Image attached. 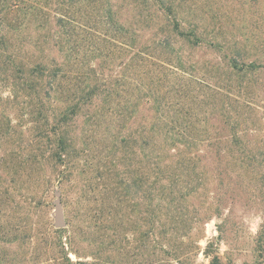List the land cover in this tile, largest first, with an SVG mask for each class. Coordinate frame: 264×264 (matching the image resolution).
<instances>
[{"label":"rangeland","instance_id":"obj_1","mask_svg":"<svg viewBox=\"0 0 264 264\" xmlns=\"http://www.w3.org/2000/svg\"><path fill=\"white\" fill-rule=\"evenodd\" d=\"M99 2L72 12L86 25L76 39L85 59L76 68L43 41L49 33L62 36L57 28L26 22L9 33L16 67L68 62L67 74L54 83L53 109L72 98L69 84L77 91L71 77L85 86L88 66L97 69L92 82L118 81L110 107L97 98L60 131L67 140L62 163L53 158L54 140L39 135L31 107L23 98L6 100L13 87L3 80L8 62L0 51V264H209L208 244L219 264H264V244L257 243L264 238V0H176L183 28L196 30L202 41L173 38L166 50L156 46L165 24L160 0ZM103 3L124 29L119 35ZM129 32L157 65L146 81L156 101L137 103L140 71L125 66ZM231 59L256 69L231 73ZM178 62L183 71L173 66ZM126 104L132 106L120 111ZM153 126H184L194 143L189 150L168 148V155L187 151L183 164L162 160L172 172L162 184L169 182L172 194L166 191L156 211L145 199V155L151 150L157 157L166 147L164 133L147 131ZM125 138L129 145L121 143ZM133 181L142 186L134 188ZM58 196L61 228L55 223Z\"/></svg>","mask_w":264,"mask_h":264},{"label":"trees","instance_id":"obj_2","mask_svg":"<svg viewBox=\"0 0 264 264\" xmlns=\"http://www.w3.org/2000/svg\"><path fill=\"white\" fill-rule=\"evenodd\" d=\"M9 1L10 0L0 1V51L6 56V60L9 64V66H7L8 64L6 65L1 74L3 75V80L12 83L13 87L11 97H7L6 100L17 102L19 98H23L22 104H26L28 108L31 107L32 114L35 117L36 127L39 129V135H47L45 137L50 140H54L53 142H55L56 148L52 152L53 158L62 163L65 155H67V140L60 131L70 123L73 116H75L84 106H89V104L95 103L98 99H100V102H102L106 107H110V103H113L112 96L114 94V90L111 93V89L112 86L115 85L114 82L118 83V81L108 79L109 83L107 81L101 83L98 81L92 82V80H96L95 77L97 69L92 66H88L86 72L88 80L82 81L85 86H80V82L77 86H75L74 83L77 78L71 77L70 83L72 88L77 89V91L72 90L69 84L67 88L68 92L72 91V98L68 100L65 107H62L61 109H53L52 92L54 83L60 75L67 74V71L64 70V68L68 62H58L56 59H47L46 61L36 63L34 66H31V68L26 70L16 67L17 55L13 50H9V33H11L12 30L17 31L18 27H22V25L26 22H33L40 30L46 29L47 25L50 27L49 30L57 28L58 32H60V35L62 36L55 37L53 36L54 34L49 33L48 38L44 36L45 40L43 41L57 48L59 52L65 53V57H68V61H72V65L76 68L80 66V64L82 65V62L79 60L85 59L84 54L80 56V48L76 39L80 29L86 27V25L83 18L77 17L76 14H73L72 12H76L78 9L76 8L77 5L86 4L93 6L99 4L100 2L99 0H15V3H13V1L12 4ZM143 1L145 3H149L153 0ZM175 1L176 0H169L166 4L163 0H160L159 2L161 10L158 9L157 12L160 13V17L162 18L161 20L165 22L161 32L163 37L157 41L158 43L156 45L161 48V50H166V47L169 48L173 38L191 45H195L196 43L199 44L202 41L201 35L198 34L196 30H185L183 28V22L178 20L177 15L175 14ZM103 5L106 13L105 19L108 20L109 27L112 28L114 33L119 35L120 30L124 31L123 27L117 26L112 10L106 6V3H103ZM10 15L13 17L9 18ZM1 30L5 31L2 32ZM115 39L117 40V38ZM126 39L128 44H125V47L129 53V59L125 66L130 67L135 73H137L136 71H140V74L137 73L138 80H140V83H138L140 86L137 87L139 94L137 96V103H140V100L142 101V99L143 101H149L150 99L156 101V90L150 88L146 83L155 71H158L154 67V65L157 66L154 62L153 64H150V61H152L151 58L153 59V57L149 55V48L146 49V52L143 48H137L136 39L131 32L128 33V38ZM146 63L151 68L148 67ZM145 64L146 66H143ZM168 65L172 67L173 64ZM175 65L173 66L176 70L183 71L181 70L183 67L179 64V62ZM227 65L230 72L234 74L247 72L251 73L256 69L254 64L245 66L239 65L235 59H231ZM77 73L79 72H76V74ZM143 75L145 83L142 82ZM86 76L84 75L85 79ZM76 77L78 76L76 75ZM134 80L138 81L136 79ZM148 82L150 83L149 80ZM120 86H123V84H120ZM117 95L121 96L119 94ZM26 106H22L21 108H25ZM131 106L132 105L130 104H126L123 107L120 106L119 109L123 112L125 109L128 110ZM147 131H154L156 134L161 132L165 135L163 147L166 148L163 150L164 152H160L157 157L153 158L151 150L146 152L145 155V159L149 163V166L147 167L148 171H146V177H148V180L146 179L147 184L145 199L148 203L147 205L153 207V211H156V208L161 207L160 205L163 203V200L167 199L166 191L170 192V195L172 194L170 191V183L168 182L167 185L162 184L164 180H169L171 178L170 174L172 173L170 166H160V164H162V160L165 158L174 160L175 162L177 160L183 164L184 153H186L187 150L192 149L194 143L189 140V133L187 132V128L184 126L170 127L168 129H159L157 126H153ZM129 141L131 142L130 138H125L121 141V143L126 146L130 144ZM156 145L157 142H155L153 148H155ZM180 145L187 150L184 149V152L183 150H178L175 155H168V148L178 149ZM153 148H151L152 152ZM150 176H152V178ZM149 178L151 181H149ZM132 185L134 188L142 186V184H137L135 181H133ZM154 192L157 196H155ZM154 199L157 200L155 204L152 203ZM150 217L155 218L157 215L151 213ZM257 243L258 247L261 248L263 246L264 238L262 235L258 237ZM211 247V244L206 246L204 255L210 258L209 264H219L220 258L217 255L212 256V252H210Z\"/></svg>","mask_w":264,"mask_h":264},{"label":"water","instance_id":"obj_3","mask_svg":"<svg viewBox=\"0 0 264 264\" xmlns=\"http://www.w3.org/2000/svg\"><path fill=\"white\" fill-rule=\"evenodd\" d=\"M55 223L57 228H61L64 226L59 196L57 197V200L55 202Z\"/></svg>","mask_w":264,"mask_h":264}]
</instances>
